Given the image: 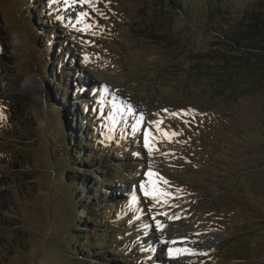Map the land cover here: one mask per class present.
I'll return each instance as SVG.
<instances>
[{"label":"rangeland","instance_id":"374dc122","mask_svg":"<svg viewBox=\"0 0 264 264\" xmlns=\"http://www.w3.org/2000/svg\"><path fill=\"white\" fill-rule=\"evenodd\" d=\"M180 1L185 17L166 0H88L67 11L50 0H0V264L75 263L63 234L92 210L90 237L108 244L84 243L78 259L89 264H168L157 221L192 250L184 264H264V83L207 86L209 70L222 74L204 53L225 47L220 22L243 29L245 11L264 12V0H208L221 18L207 20L206 0ZM155 31L179 49L168 51ZM57 73L64 92L51 81ZM57 115L95 140L86 151L97 159L77 164L74 183L63 178ZM150 181L169 195L145 196ZM212 190L219 196L207 201ZM117 209L126 220L114 227L106 219ZM118 244L125 251L113 254Z\"/></svg>","mask_w":264,"mask_h":264},{"label":"trees","instance_id":"16d2710c","mask_svg":"<svg viewBox=\"0 0 264 264\" xmlns=\"http://www.w3.org/2000/svg\"><path fill=\"white\" fill-rule=\"evenodd\" d=\"M167 5L170 4L171 8L178 12L179 15L182 17H185L184 14H186V7L184 8L182 6V3L180 0H166ZM206 0V4L202 5L204 6L206 20L210 18V15L217 16V18H221V15L216 11V6L211 5ZM208 9V10H207ZM213 11V12H212ZM244 18L246 20L244 24V28L240 30H233V31H226L225 25L220 22L218 25V28L214 31L216 36L221 39L223 45L225 47L214 49L210 48L208 51L204 52L206 54L207 58L210 56L212 60H215L217 62V65L221 67V74L220 76H217V71L209 70V72L205 75V81L207 83V86L210 84V86L214 87L216 83L218 85H222L223 82L226 84L227 82L233 83L231 87L234 88V90H238V88H249L251 86L254 87H260L264 83V12H262L259 9H249L245 11ZM46 19L50 20L49 15H46ZM45 23V22H44ZM33 32L36 34V32L40 33L39 30H33ZM153 38L156 40H160V43H166V49L168 51H173L174 48H178L176 45H173L174 38L169 34V32H160L158 33L155 31L154 34H152ZM258 38V41H255V39ZM188 54H183L184 56ZM194 57H197L199 55V52L193 53ZM235 58L232 60V58ZM49 62V61H48ZM47 62V63H48ZM60 60L58 61L59 64ZM40 72L43 75V78H45L48 75V71L44 70L39 66ZM55 69V67H54ZM215 73V74H214ZM51 81L54 83V81H58V84L55 83L57 88L59 90L65 91V85L60 83L59 81V73L55 75V78H51ZM213 84V85H212ZM241 84H244V86H241ZM221 89V87L219 88ZM64 94V93H63ZM48 104L50 105L48 107V115H51V106H54L56 108V100L54 95L52 94V97L48 99ZM51 108V109H50ZM68 111V109H66ZM65 111V112H66ZM59 114V112L57 111ZM68 114H71L72 119L70 120L72 123L75 121L76 115L73 111H68ZM56 128L62 133L63 139H62V145L65 147V150L63 149L61 152V156H63L64 159L68 160V169L66 174H64L63 178L65 179L66 183H74L75 180L72 179L70 176L72 174V171L75 170V167L80 161L91 160V158H96L97 156L94 155V152H88L86 151L87 146H91L90 142H94L95 140L86 141V135L83 132L76 133L75 130L71 127V122L65 121L63 116L62 119L59 118L57 115ZM52 123V121H51ZM54 125V124H53ZM73 125V124H72ZM66 132L67 134L64 135ZM92 136V134H91ZM114 142V140L112 139ZM87 142L90 143V145H87ZM115 143V142H114ZM98 144L97 146H99ZM96 146V147H97ZM67 148V149H66ZM65 151L67 152L65 154ZM114 156L117 155L116 152H110ZM77 173V172H76ZM78 174V173H77ZM80 177V176H79ZM131 181H135L133 179H130ZM106 181L105 183H107ZM136 182V181H135ZM75 188L78 189V184L75 183ZM225 190L222 192L224 193ZM219 196V194L216 193V190H212L207 195V201H212L216 199ZM77 199V198H76ZM93 203V202H92ZM122 207V206H121ZM84 207L83 206H77L75 208L76 212L75 215H79L82 213ZM106 209L107 208H102ZM111 211V209H109ZM124 210V209H122ZM120 209L114 210L112 216H113V223H111V218H107L106 222L112 226L115 227V225L119 224L121 220H126L122 215H120ZM87 213V214H86ZM85 217L77 216L78 222L77 225L71 229H68L66 233L63 234L65 240L67 241V244H69V247L66 248L64 251L66 255L71 258V260H74L75 263H72L70 261L69 264H89L84 259H78V256L83 253H86L87 250L91 251L92 248L99 249L101 245L108 244L102 241H95L90 237V233L97 230V220L95 221L94 215H97L96 210L87 211L85 212ZM102 215H100L101 219ZM115 218H119V221H117ZM92 227V230L86 231V229H83V227ZM109 225V226H110ZM123 232V231H122ZM117 234L116 236H118ZM128 238H132V236H129ZM124 241V240H123ZM87 242L88 249L84 247V243ZM125 244V243H124ZM123 244V246H124ZM118 244L115 245L112 248L113 254H117L118 251L124 250L125 247ZM125 251V250H124ZM83 258V256H82ZM131 262V261H130Z\"/></svg>","mask_w":264,"mask_h":264},{"label":"snow or ice","instance_id":"6c2138e0","mask_svg":"<svg viewBox=\"0 0 264 264\" xmlns=\"http://www.w3.org/2000/svg\"><path fill=\"white\" fill-rule=\"evenodd\" d=\"M58 3H62L65 6V10H69L71 9L73 6L75 5H81L83 6L85 3H88V0H50V4H58ZM87 13L86 12H79L78 13V17H86ZM77 23H81L80 19H77L76 21ZM86 27H91V25H86ZM85 59L87 60V57H85ZM130 111V107L128 109ZM173 115H176L175 113H173ZM4 116L2 114V112H0V120H3ZM141 121H137V125L140 123ZM136 125H133V128L135 129ZM157 128L159 130V124L157 123ZM164 135H168V133H164ZM171 135H177V133H172ZM145 146L149 147V152H151V147L149 146V135L146 134L145 135ZM147 175H149L150 177L153 175V173L151 171H149V173H147ZM162 179V178H159ZM165 184H167V181H163ZM150 183L152 184V188L151 190L147 187V185L142 184L141 188L144 191V195L145 196H151V198L153 200H158L163 196H167L169 195L166 192H163L159 189L158 187V182L157 181H150ZM135 201V197H133V202ZM174 217H169V219H173ZM157 227L161 228L163 227V225H160V223L157 221ZM163 243H169V241H162ZM171 243H175V241H172ZM181 251L183 252H187L189 251L188 249H183V250H176L177 253H180ZM168 254L169 256H173V249L169 248L168 249Z\"/></svg>","mask_w":264,"mask_h":264},{"label":"bare ground","instance_id":"6f19581e","mask_svg":"<svg viewBox=\"0 0 264 264\" xmlns=\"http://www.w3.org/2000/svg\"><path fill=\"white\" fill-rule=\"evenodd\" d=\"M19 86H20L19 88H21L23 86L28 87L29 84H27V82H23ZM152 228L156 232V234L164 237L163 241H169V243H163L162 242V246L159 247L160 252L163 254L162 260L167 262L168 264H184L182 261L183 257H181V256H185L187 254V252L181 251L180 253H177L176 250H183L184 248H186L187 245L184 244L181 240H179V238H177L175 236L170 237L172 234L171 235H169L170 233L167 234L168 231H166V229H164V228H162V229L158 228L156 225L153 226ZM213 236L214 235L211 234L209 236L204 237L200 242L201 248H204L205 244L208 242V239H210ZM172 241H175V243H171ZM169 248L173 249V256H171V257L168 254ZM189 251H190L189 253L192 252V250H189Z\"/></svg>","mask_w":264,"mask_h":264}]
</instances>
